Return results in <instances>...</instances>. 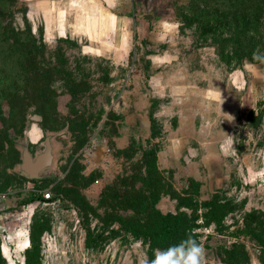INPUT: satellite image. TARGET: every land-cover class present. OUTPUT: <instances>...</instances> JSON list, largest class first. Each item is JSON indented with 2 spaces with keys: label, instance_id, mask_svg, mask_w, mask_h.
Wrapping results in <instances>:
<instances>
[{
  "label": "rangeland",
  "instance_id": "1",
  "mask_svg": "<svg viewBox=\"0 0 264 264\" xmlns=\"http://www.w3.org/2000/svg\"><path fill=\"white\" fill-rule=\"evenodd\" d=\"M55 1L4 0L28 70L23 96L0 92V264H140L189 233L206 264H264V0L88 6L82 36L61 35ZM48 135L54 164L30 179L22 149ZM36 186L50 201L22 203ZM155 208L181 213L173 240L130 231L158 229Z\"/></svg>",
  "mask_w": 264,
  "mask_h": 264
},
{
  "label": "trees",
  "instance_id": "2",
  "mask_svg": "<svg viewBox=\"0 0 264 264\" xmlns=\"http://www.w3.org/2000/svg\"><path fill=\"white\" fill-rule=\"evenodd\" d=\"M4 0H0V64L4 66L10 67L9 71L2 72L1 78H0V83L4 84L2 88L0 87V92L5 94L8 92V95L12 96L14 99H17L18 96H23L25 94V89L23 88L22 84L18 77L21 76L22 70H28L26 67H19L21 66L20 60L22 59L23 55L25 53L20 52L19 44L16 39L15 40H10L8 32L13 31L15 32L14 29H11L12 27L8 26L3 23L4 21ZM6 17V16H5ZM247 26V23H244ZM11 34V33H10ZM16 34V32H15ZM12 35V34H11ZM15 38V36H14ZM45 45V43H42ZM29 59V62L31 61L33 64H36L35 59L33 56H27ZM31 64V63H30ZM28 77V76H27ZM42 81L44 78V75L42 76ZM27 81V80H26ZM28 81H30V77H28ZM29 85V84H28ZM35 88V85L33 86ZM43 91H46L44 88V84L42 87ZM48 92H45V94ZM13 94V95H11ZM11 100V99H10ZM9 100V101H10ZM44 103L47 104L50 102V97L46 99ZM51 103V102H50ZM52 105V104H51ZM36 189L34 192L30 194L29 197L25 198L22 203L27 204V203H33L36 202L37 200L41 201H46L44 198V195L42 192H40L39 186L35 187ZM48 201V200H47ZM50 201V200H49ZM216 202L215 199L211 200L210 202H206L205 205H214ZM155 213L158 215L159 219V227L155 231L149 232V231H144L142 228L138 227L137 225L129 224L130 231L133 232L137 237H154L158 241H171L173 240L177 234L180 232V230L183 227L184 221L182 219L181 213L177 214H171V213H163L160 209H154ZM127 225V224H126ZM37 251L39 253V247L37 246Z\"/></svg>",
  "mask_w": 264,
  "mask_h": 264
},
{
  "label": "clouds",
  "instance_id": "3",
  "mask_svg": "<svg viewBox=\"0 0 264 264\" xmlns=\"http://www.w3.org/2000/svg\"><path fill=\"white\" fill-rule=\"evenodd\" d=\"M104 3L109 8L116 9L120 6L121 0H104ZM180 27L181 24L178 21L171 22L167 19L160 21V29L163 33L178 32ZM161 39L164 37L161 36ZM252 59L259 64H264V53L257 49L253 52ZM217 100L221 105L224 103L222 92L217 93ZM227 120L231 122L233 117ZM206 255V249L189 233L177 244L156 249L152 258L144 256L140 264H206Z\"/></svg>",
  "mask_w": 264,
  "mask_h": 264
},
{
  "label": "crops",
  "instance_id": "4",
  "mask_svg": "<svg viewBox=\"0 0 264 264\" xmlns=\"http://www.w3.org/2000/svg\"><path fill=\"white\" fill-rule=\"evenodd\" d=\"M153 0H121V3H120V6L117 8V11H114V9H111L109 8L105 3H104V0H60L58 3L55 1V3H57L58 7L60 6L61 9L57 8L55 11L57 12L56 13V18H55V21H56V28L57 27H60L61 29V35L65 34V35H68V34H71V35H76V36H82V33L81 31H79V29H82V25L81 24H78L77 22L81 23L82 20L84 19H80L75 23V21L73 20V16H74V13L78 10H84V8H88V6H93V10H95L94 12H96V16L94 15V13H92L95 17V19H101V17H97L98 15V12H100V7L103 6L105 9L109 10L107 12V10L105 12L106 13H110L111 15H107L106 18L104 19H107V20H120L121 17H119V12H120V7L121 6H125V5H141V4H150L152 3ZM76 5V7H73L72 8V11L70 12L69 11V7H65V6H69V5ZM63 6V7H61ZM99 6V8H98ZM56 7V5H55ZM102 7V8H103ZM86 12V11H85ZM80 13V12H79ZM124 13H127L126 11H124ZM116 16V17H114ZM84 17V16H83ZM75 18V16H74ZM146 19L147 20H151L152 19V16L150 15H147L146 16ZM75 23V25H74ZM76 24L78 26H76ZM81 27H80V26ZM80 27V28H79ZM59 29V28H57ZM60 31V30H59Z\"/></svg>",
  "mask_w": 264,
  "mask_h": 264
},
{
  "label": "water",
  "instance_id": "5",
  "mask_svg": "<svg viewBox=\"0 0 264 264\" xmlns=\"http://www.w3.org/2000/svg\"><path fill=\"white\" fill-rule=\"evenodd\" d=\"M55 158L56 153L52 135H48L45 141V149L36 156L32 154L28 145H24L20 170L30 179H38L43 171L53 166Z\"/></svg>",
  "mask_w": 264,
  "mask_h": 264
},
{
  "label": "built area",
  "instance_id": "6",
  "mask_svg": "<svg viewBox=\"0 0 264 264\" xmlns=\"http://www.w3.org/2000/svg\"><path fill=\"white\" fill-rule=\"evenodd\" d=\"M44 197H45V200L49 201L51 199V194L50 193H47V194H44Z\"/></svg>",
  "mask_w": 264,
  "mask_h": 264
}]
</instances>
